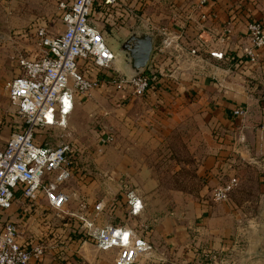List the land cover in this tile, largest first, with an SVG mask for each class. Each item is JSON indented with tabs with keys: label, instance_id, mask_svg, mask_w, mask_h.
<instances>
[{
	"label": "rangeland",
	"instance_id": "rangeland-1",
	"mask_svg": "<svg viewBox=\"0 0 264 264\" xmlns=\"http://www.w3.org/2000/svg\"><path fill=\"white\" fill-rule=\"evenodd\" d=\"M119 2L140 8V12H137L156 28L171 30L191 16L178 9L183 5L180 0ZM187 3H191L189 9L192 12L199 9L197 0H188ZM94 9L97 14L96 7ZM97 23L100 30L105 27V24ZM133 24L138 26L137 22ZM39 28H44L50 36L62 32L63 24L56 0H0L1 142L15 131V126L22 123L3 85L20 74L21 57L32 58L37 52L36 33ZM110 34L106 37L117 48L120 41ZM161 39L162 36L158 34L154 52L155 69L162 66L165 60L163 54H167L159 51ZM199 53H204L201 48ZM150 69L153 70V67ZM116 99L113 87L104 84L76 101V106L64 121V128L40 129L37 132V142H71L75 145L79 153L77 165L86 171L83 170L79 181L72 183L73 190L87 198L109 200L118 196L126 183L138 194L148 196L147 209L157 218L173 212L178 205L184 206L180 214L186 217L189 211L187 207L191 203L185 199L182 201L184 196L189 199L199 196V201H206L204 205L222 204L224 211H230L233 216L234 232L229 235L230 241H235L232 249L231 242L230 247L224 246L221 251L202 248L201 242L204 245L208 243L195 239L197 251H170L161 241H157L152 243L150 254L142 256L136 264H195L196 259L200 264H264V259L246 260L247 254L256 250L264 252V164H244L236 171H231L229 166L213 169L212 160L217 157L214 152L218 150V141L214 128L202 119L201 114L197 115L193 110L179 115L165 129L154 132L146 119L149 112L143 100L127 105ZM107 133L112 134L113 141L103 144L101 138ZM232 176L238 178V186L230 194L229 200L213 203V188ZM169 200L173 208H169ZM86 252L92 264H114L113 252L98 251L91 244L86 247ZM212 256L217 257V262Z\"/></svg>",
	"mask_w": 264,
	"mask_h": 264
},
{
	"label": "built area",
	"instance_id": "built-area-1",
	"mask_svg": "<svg viewBox=\"0 0 264 264\" xmlns=\"http://www.w3.org/2000/svg\"><path fill=\"white\" fill-rule=\"evenodd\" d=\"M211 0H197L198 7L210 4ZM58 10L63 30L56 36H50L44 28L37 30V52L31 57L19 60L20 74L5 82L3 88L9 100L15 105V113L22 120L9 139L0 146V209L11 208L16 196H20L31 205L34 218L43 217L44 237H38L33 243L23 242L22 227L19 221H7L0 228V264H31L40 261L46 249H56L61 241L56 242L51 223L61 224L64 219H76L79 229L87 237L81 244L88 242L101 252H113L114 264H136L144 255H149L152 247L143 235L147 230L127 225H96V218L103 213L108 199L102 198L89 204L80 199L75 210H71V197L65 186L73 179L77 170L78 150L71 142L53 144L36 140L40 129L64 128L65 119L72 112L74 102L84 97L91 90L104 84L111 85L116 91L126 92L133 97H144L149 94V71L157 67L155 61V41L160 34L159 51L170 49L178 57L200 60L199 49L186 48L179 39L171 35L167 28H156L149 19H143L135 6H126L119 0H58ZM98 13L93 12L94 8ZM134 7V8H132ZM110 26H133L137 22L154 34V46L148 66L131 80L124 79L114 66V54L109 49L105 36L96 22ZM245 29L250 46L245 55L251 63L256 61L257 50L264 48V30L256 21L245 22ZM231 35V28H226L222 36L205 41L198 40V48L218 61H224L225 44ZM206 42V43H205ZM157 70V69H155ZM116 73L115 77L96 76L100 72ZM175 71L168 77L170 83ZM235 115H243V110H235ZM240 144L244 137L237 138ZM113 141L110 133L101 138L103 144ZM238 186V178L230 177L227 181L213 188L211 201L223 203L229 200L230 194ZM129 213L139 216L144 209L136 190L123 184ZM94 212L89 217V210ZM73 211V212H72ZM119 233V235H117ZM127 234V241L124 237ZM50 244V246H49ZM79 245V247L81 246ZM77 248V250L79 249ZM68 248V245L65 246ZM76 250V254L79 256ZM80 257V256H79ZM214 262H217V257ZM220 260V259H219ZM78 264H92L88 260ZM220 262H224L220 260Z\"/></svg>",
	"mask_w": 264,
	"mask_h": 264
},
{
	"label": "crops",
	"instance_id": "crops-1",
	"mask_svg": "<svg viewBox=\"0 0 264 264\" xmlns=\"http://www.w3.org/2000/svg\"><path fill=\"white\" fill-rule=\"evenodd\" d=\"M180 1L183 5L178 6V9L191 16L185 23L172 28L171 35L178 38L179 43L186 48L199 49L197 43L200 38L208 44L211 36L220 38L223 31L230 27L231 35L224 42L225 60H215L207 53H199L200 60L178 57L176 56L178 53L170 49L166 51L167 54H163L165 60L160 68L167 69L165 71H175L171 81V92L164 93L159 98L155 93L144 97H133L126 92L113 89L117 96L116 100L120 99L127 105L143 100L149 112L146 113V119L150 121L151 131L154 132L165 129L179 115H185L193 110L197 115L201 114L202 119L208 121L214 128L218 141V150L214 152L217 157L212 160L213 167L215 166L213 169H225V166H229L231 171H236L244 164H264V48L257 50L254 63H251L245 55V49L250 46L245 29V18L250 15L260 20L264 30L262 0H211L209 5L200 7L195 12L189 9L191 3H187L188 0ZM104 26L109 28L110 24ZM191 92H194L195 98L189 100L187 97ZM74 105L76 106V101ZM235 110H243L244 114L235 115ZM239 135L244 137L245 141L242 144L237 140ZM9 137L10 135L2 142L0 140V146L4 145ZM83 170L86 171L78 166L73 179L65 186L72 200L69 208L73 211L80 199L86 200L89 204L101 199V197L87 198L73 190L71 185L79 181ZM137 195L144 205L143 212L139 216L130 215L121 189L118 196L107 200L108 205L104 212L97 216L96 225H127L135 229H140L141 225L146 226L147 230L143 235L146 236L151 247L152 243L161 241L170 251L173 249L197 251L195 239L205 240L208 243L204 245L201 242L202 248L221 251L224 246L228 247L230 242L231 249L234 247L235 241L229 239L231 232H234L233 216L230 211H224L222 204L204 205L206 201L200 199V203L199 196L190 199L184 196L181 200L185 199L191 203L187 207L189 211L186 217L180 214L184 206L178 205L173 212L169 211L166 216L157 218L149 208L147 209L148 196L144 193ZM168 203L169 208H173L170 200ZM33 209L28 202L16 196L10 209L4 211L0 209V228L7 221H19L22 227H26L23 242L33 243L41 236L44 237L45 244H48L50 236L48 235V240L45 236L49 231L45 232V225L42 221L39 222L43 217H33L35 213H39L38 209L36 211ZM91 209L88 216L92 218L94 212ZM53 221L54 219L51 221V229L60 228L59 223L55 224L56 221L52 223ZM197 221L199 222L197 225L201 226L196 225ZM88 245L89 243L85 242L77 250L80 256L78 261H91L86 252ZM54 253L55 249L48 247L43 258L40 261H32L31 264H59V257ZM198 260L196 259L195 264H200Z\"/></svg>",
	"mask_w": 264,
	"mask_h": 264
},
{
	"label": "water",
	"instance_id": "water-1",
	"mask_svg": "<svg viewBox=\"0 0 264 264\" xmlns=\"http://www.w3.org/2000/svg\"><path fill=\"white\" fill-rule=\"evenodd\" d=\"M121 38L118 47H113L105 36L109 49L113 52L114 66L126 80L141 74L148 66L154 46V34L147 28L138 25L120 28ZM264 259V252L247 254L246 260Z\"/></svg>",
	"mask_w": 264,
	"mask_h": 264
},
{
	"label": "trees",
	"instance_id": "trees-1",
	"mask_svg": "<svg viewBox=\"0 0 264 264\" xmlns=\"http://www.w3.org/2000/svg\"><path fill=\"white\" fill-rule=\"evenodd\" d=\"M97 9V8H96ZM98 11V9H97ZM138 11L140 12V8H138ZM93 12L95 13V9H93ZM98 13V12H96ZM246 21H256L260 24L261 21L258 19L253 18L252 16L248 15L246 16ZM170 70L165 71L164 68H159L157 70H150L149 75V94L155 93L157 94L158 98L163 95L164 93H169L172 91V84L170 83V78L168 75L170 74ZM103 76L107 78L115 77L116 73L111 72H100L96 75ZM115 91V88H113ZM191 95H188L187 99L192 100L195 98L194 92L190 93ZM147 95V96H148ZM157 98V99H158ZM80 222L76 219L70 218V219H64L61 220L60 224V230H54L53 231V237L56 242L61 241V244L55 249V256L59 257V264H78L79 256L76 254V250L81 244V242L87 237L80 231L79 229ZM68 245V248H65V246Z\"/></svg>",
	"mask_w": 264,
	"mask_h": 264
},
{
	"label": "flooded vegetation",
	"instance_id": "flooded-vegetation-1",
	"mask_svg": "<svg viewBox=\"0 0 264 264\" xmlns=\"http://www.w3.org/2000/svg\"><path fill=\"white\" fill-rule=\"evenodd\" d=\"M131 27H134V25L133 26H131ZM120 28L121 27H119V26H110V29L108 28V27H103L102 28V30H101V32H103V34L106 36L107 34H110V35H112V37L114 38V37H116V39H119V37H120ZM109 38V37H108Z\"/></svg>",
	"mask_w": 264,
	"mask_h": 264
},
{
	"label": "snow or ice",
	"instance_id": "snow-or-ice-1",
	"mask_svg": "<svg viewBox=\"0 0 264 264\" xmlns=\"http://www.w3.org/2000/svg\"><path fill=\"white\" fill-rule=\"evenodd\" d=\"M117 235H119V233ZM124 239H125V241H127V234H125Z\"/></svg>",
	"mask_w": 264,
	"mask_h": 264
}]
</instances>
